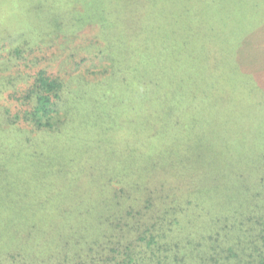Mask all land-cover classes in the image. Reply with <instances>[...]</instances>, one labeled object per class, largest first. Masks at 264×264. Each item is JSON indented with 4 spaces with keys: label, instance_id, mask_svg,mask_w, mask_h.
<instances>
[{
    "label": "trees",
    "instance_id": "16d2710c",
    "mask_svg": "<svg viewBox=\"0 0 264 264\" xmlns=\"http://www.w3.org/2000/svg\"><path fill=\"white\" fill-rule=\"evenodd\" d=\"M187 1L183 20L182 4L171 0H16L37 25L0 31L8 39L0 96L6 91L9 102L0 122L20 120L30 134L22 155L0 149V193L45 201L18 223L22 207L2 208L0 198V219L10 224L0 230V264H264V147L239 172L236 194L208 175L219 206L205 211L201 182L225 153L217 134L191 127L204 96L187 90L186 78L200 71L203 84L209 70L192 67L194 50L172 54L156 37L180 25L217 33L221 43L206 35L199 44L205 64L209 53L225 64L226 52L247 49V57L237 51L236 66L249 90L234 86L247 103L234 107L250 118L264 94V36L236 42L229 33L264 35V0ZM199 2L206 17L196 14ZM214 2L223 5L219 16ZM231 5L238 13L228 16ZM85 25L95 33H79ZM52 47L68 50L54 73L45 64Z\"/></svg>",
    "mask_w": 264,
    "mask_h": 264
},
{
    "label": "rangeland",
    "instance_id": "374dc122",
    "mask_svg": "<svg viewBox=\"0 0 264 264\" xmlns=\"http://www.w3.org/2000/svg\"><path fill=\"white\" fill-rule=\"evenodd\" d=\"M171 2H175L176 4H182L181 9L183 10V15H181V19L183 20L187 16L188 1L187 0H171ZM49 3V1H48ZM134 4V3H133ZM202 4L199 2L200 8H198L197 16L202 17L203 15H207V7L201 6ZM58 5L56 4L54 8ZM242 11H251V15L253 16V20H256L259 17V14L256 15L257 11L252 10L251 7L241 6L239 7ZM58 10V9H57ZM213 14L219 16L223 11V5H219V3H213L212 6ZM258 6V12H259ZM22 13V5L17 4L16 0H0V31L2 28H5L8 32L13 28L15 31L23 28L26 24L36 26L37 24L32 20H27L25 17L21 15ZM189 13V12H188ZM228 13H238L237 8L234 5L228 7ZM225 16V15H224ZM179 14L176 12L175 20ZM230 19V18H229ZM182 20V21H183ZM178 22V21H177ZM237 24L232 19H230V23ZM2 33V32H0ZM82 35L91 36L94 34V29L91 27H86V25L81 28L79 31ZM234 35L235 40L240 37L241 41L253 43L255 39L259 37H263L262 33H229V37ZM206 35H210L213 44L221 43L222 37H220L217 33H185L184 27L180 25L175 33H157L156 37L158 41H165L171 46L169 51L174 53V47L181 48V53L184 54L187 49L194 50L195 57L199 56L197 62L190 63L192 67L201 69L203 67H207V72H205L204 77L205 81L202 84L203 74L200 71H195L191 73V76L186 78L187 87L186 89H190L193 92L199 93L204 96V99L198 106L200 112L199 124L194 119L191 122V127L199 129L203 132H207L209 134H217L218 141L221 143L222 150L224 154V163H221L215 166L209 174L205 175L206 182H201V186L205 191L204 202L205 211H209V207H218L219 205L215 201L216 193L211 195L210 186L212 183L217 181L209 178L208 175H211L223 183L224 191L227 194H236L243 184V179L239 176V172H241L244 168L250 166L253 163V160L257 153L258 149H263L264 147V94L259 93L258 100L260 101L258 107L259 113L254 112L253 116L251 115L248 118V109H240L238 110L234 107L238 100H243L247 103L248 94L246 92L236 91L234 89L235 83H239L238 85L243 86L246 90H249V81L250 77L245 75L237 68V60L236 53L237 51H243L247 56H250L251 53L248 52L247 49H239L234 48L225 53V58L227 62L225 64H221L220 55L218 53H209L206 59L204 57V50L199 48V44L202 39L205 38ZM5 36H1L0 38V53H2V47H8V39ZM3 38V39H2ZM3 40V41H2ZM79 40V39H78ZM15 44H13L14 46ZM231 49V44H228ZM120 50L123 49V46L120 45L118 47ZM220 50V47H219ZM234 52V60H232L233 52ZM51 56L45 62L47 69L50 73H54L55 70L58 69L59 60L68 54V50L61 53L60 51H56L54 47L50 49ZM7 51L2 53L4 56ZM241 55V54H237ZM10 72H16L17 67L14 65L13 61H9ZM219 67L221 72H219ZM223 74V76H222ZM228 76V77H227ZM24 83L19 84L17 87L22 88ZM227 85V86H225ZM237 85V86H238ZM4 87H1L2 89ZM253 87L251 86V89ZM8 100L6 99V91L0 96V109H4L5 105L8 106ZM248 107V106H247ZM15 110L12 109V112ZM192 113H194L192 111ZM198 114V112H197ZM195 115V113H194ZM196 116V115H195ZM255 124V126H253ZM30 129L22 123L20 120L13 125H7L0 122V149L4 148L2 151H8L10 155H13L21 152L22 155L26 149L24 138L27 134H30ZM38 138L42 139V136H38ZM6 143V145H5ZM218 146L220 144H214ZM5 146V147H4ZM239 148H237V147ZM218 152V151H216ZM261 153V152H260ZM220 154V153H219ZM211 159H214L211 157ZM15 192L8 191L6 193H0V198L4 199L2 208L4 206L10 207L11 209L21 206L22 208L15 212L13 217L16 222L20 223L25 220V218H29L27 214L35 209L44 206L45 200L40 201V197H36L35 202L32 203L31 200L25 196H21L22 200L19 196H15ZM8 196V199H7ZM7 199V200H6ZM55 197L52 201H56ZM45 206H49L48 203ZM17 210V209H15ZM2 228L10 229V224L8 221H2L0 219V230Z\"/></svg>",
    "mask_w": 264,
    "mask_h": 264
}]
</instances>
